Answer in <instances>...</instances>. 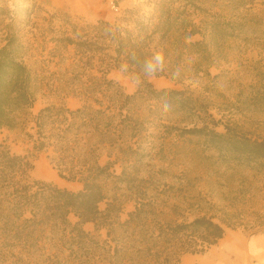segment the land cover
<instances>
[{"label":"trees","instance_id":"trees-1","mask_svg":"<svg viewBox=\"0 0 264 264\" xmlns=\"http://www.w3.org/2000/svg\"><path fill=\"white\" fill-rule=\"evenodd\" d=\"M177 1L180 0H145L149 10L139 4L125 9L114 21L100 19L93 24H73L72 32H64L58 39L64 46L74 47L78 65L84 70L82 76L87 78L78 93L82 104L75 109L64 104L43 107L33 119L31 136L36 150H53L52 161L59 177L79 181L82 188L70 190L31 179L32 163L0 142V264H92L85 261V254L96 252L98 246L110 256L109 264L116 255L119 264H135L137 259L147 264L146 260L156 262L157 258L155 251L145 252L144 246L166 240H173L176 250L172 255L180 263L185 254L205 253L232 227L227 220L207 216L180 223L156 222L149 235L151 240H145L146 236L140 233L151 228L150 214L154 212L147 200V189L139 191L142 196L130 198L134 209L123 219L120 198L108 197L100 180L110 175L122 179L126 167L119 175L108 173L111 167L124 157L130 163L128 166L134 167L135 156L145 153L139 139L149 117L161 111L165 93L174 105L173 112L195 118L194 126L184 129L187 133L205 138L218 153L230 155L235 161L264 162V137L245 134L229 119H216L203 109L202 102L190 90L157 88L150 80L135 92L126 93L108 77L111 69L129 60L130 53L135 52L138 61H142L159 49L158 44L171 40V27L183 13L174 7ZM183 1L189 5L196 3ZM3 10L0 5V16ZM252 21L264 36V23L256 18ZM110 25L115 29L114 35L105 34ZM209 27L214 29V23ZM194 34L195 29L188 33L189 37ZM259 38L257 35L256 39ZM186 44L195 48L202 41ZM23 48L11 33L0 46V128L18 127L22 113L36 99L37 76L26 64ZM132 71H139L138 66L134 65ZM169 74L159 77H171ZM256 78L264 89V70ZM257 86L253 85L254 99L258 96ZM103 148L109 149L111 158L105 164L100 162ZM127 185L131 187L130 182ZM108 199L107 207L100 209V203ZM70 215L76 218L75 222ZM89 223L93 224V232L85 228ZM138 237L141 249H131ZM51 248L55 249L53 253Z\"/></svg>","mask_w":264,"mask_h":264},{"label":"rangeland","instance_id":"rangeland-1","mask_svg":"<svg viewBox=\"0 0 264 264\" xmlns=\"http://www.w3.org/2000/svg\"><path fill=\"white\" fill-rule=\"evenodd\" d=\"M195 1L194 5L183 0L174 4L183 13L177 14L179 21L171 27V40L157 45L169 62L168 72L180 70L179 79L161 76L151 81L157 88L190 90L202 102L203 109L216 119H229L245 134L264 137V89L256 78L264 70V36L252 21L256 18L264 23V0ZM139 4L144 10L150 9L145 0H128L126 5H119L118 11L109 6L108 0H0L4 9L0 16V46L5 44L8 33L14 34L24 45L22 54L26 64L37 76L33 106L22 113L18 127L0 128V142L32 163L31 179L70 190L82 188L79 181L59 177L52 161L53 150H36L31 136L33 119L43 107L64 104L75 109L82 104L78 93L87 78L82 76L84 70L78 65L74 47H66L58 39L64 32L71 33L73 24H93L100 19L114 21L125 9ZM210 23H214V29L209 27ZM191 29L196 34L189 37ZM186 38H189L187 42L198 40L202 44L189 47ZM108 77L118 82L126 93L137 90L117 68L111 69ZM255 84H258L256 99L253 98ZM192 121L195 118L190 115L173 111L167 115L160 111L149 117L139 139L145 153L135 156L134 167L128 166L130 163L124 157L108 172L119 175L124 166L126 173L122 179L112 175L100 178L108 197L120 198L124 219L134 209L130 198L142 196L139 191L147 189V200L154 212L150 214L153 227L140 233L146 236L145 240H151L149 235L156 222L180 223L199 216L227 220L232 227L226 233L237 231L249 243L254 239L260 242L253 243L245 257L253 260L251 264H264V231L260 232L264 229L261 226L264 224V162L242 163L218 153L205 138L184 130L194 126ZM108 152V148L101 149L102 164L111 159ZM111 157L115 159L114 155ZM109 200L100 203V209L104 210ZM70 220L75 222L76 218L70 215ZM85 228L94 231L91 223ZM136 240L131 249L140 250L141 237ZM146 247L145 252L153 250L157 258L156 262L146 260L147 264H181L182 259L179 263L172 255L176 250L173 240L154 241ZM50 251L53 253L55 249ZM234 251L236 259L238 251ZM85 255V261L92 264L110 261L100 246L96 252ZM222 258V263L232 261ZM111 262L119 264L120 259L116 255ZM135 264L145 263L137 259ZM217 264H221L220 260Z\"/></svg>","mask_w":264,"mask_h":264},{"label":"clouds","instance_id":"clouds-1","mask_svg":"<svg viewBox=\"0 0 264 264\" xmlns=\"http://www.w3.org/2000/svg\"><path fill=\"white\" fill-rule=\"evenodd\" d=\"M106 35H114L115 29L110 25L105 29ZM189 38H186V42ZM168 60L165 53L156 49L142 61H138L136 53L129 54V60L123 61L118 65L117 71L126 78L135 89H140L144 84L154 78L159 77L169 71ZM138 66L139 71H132L133 66ZM172 79H179L180 70L177 69L170 73ZM174 105L169 101L167 93L161 98L162 114L167 115L173 110Z\"/></svg>","mask_w":264,"mask_h":264},{"label":"crops","instance_id":"crops-1","mask_svg":"<svg viewBox=\"0 0 264 264\" xmlns=\"http://www.w3.org/2000/svg\"><path fill=\"white\" fill-rule=\"evenodd\" d=\"M84 1L88 2L93 0H84ZM127 1L128 0H118V5L121 4L124 6L126 5ZM69 4H71L74 7V3L72 1H70ZM253 243L259 244L260 242L257 239H254L253 241H251V243H249V240H247V238H245V236L242 233L237 231H232L231 233L227 232L225 236L217 244L211 246L205 253L183 255L181 258L182 259L181 264H209V263L217 264L219 260H221L220 257H224L226 259L231 258V260H233L235 251L232 248H234L235 246H246V245L251 247Z\"/></svg>","mask_w":264,"mask_h":264},{"label":"bare ground","instance_id":"bare-ground-1","mask_svg":"<svg viewBox=\"0 0 264 264\" xmlns=\"http://www.w3.org/2000/svg\"><path fill=\"white\" fill-rule=\"evenodd\" d=\"M236 244V243H235ZM234 244V245H235ZM246 245V244H245ZM232 247V246H231ZM251 247H253V246H251ZM251 247H249V246H235L234 248H232V249H234V250H236V251H238V254L236 255V259H234V260H232V261H226V260H224L223 261V263H222V257L220 258L221 260H220V263L221 264H251L252 263V261H250L247 257H245V252L248 250V249H250ZM202 259V258H201ZM192 260V259H191ZM210 262V261H209ZM208 262V263H209ZM213 262V261H212ZM209 264H213V263H209Z\"/></svg>","mask_w":264,"mask_h":264},{"label":"built area","instance_id":"built-area-1","mask_svg":"<svg viewBox=\"0 0 264 264\" xmlns=\"http://www.w3.org/2000/svg\"><path fill=\"white\" fill-rule=\"evenodd\" d=\"M109 6L114 9L115 11H118L119 5L118 0H108Z\"/></svg>","mask_w":264,"mask_h":264}]
</instances>
